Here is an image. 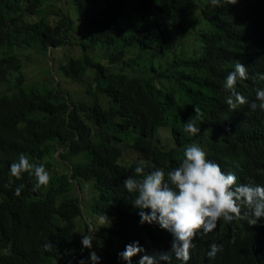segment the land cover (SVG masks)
Instances as JSON below:
<instances>
[{
  "label": "trees",
  "instance_id": "1",
  "mask_svg": "<svg viewBox=\"0 0 264 264\" xmlns=\"http://www.w3.org/2000/svg\"><path fill=\"white\" fill-rule=\"evenodd\" d=\"M93 1L104 3V9H92L90 0L68 1L77 7L85 31L78 46L82 55L63 67L66 78L84 89L85 98L76 99L60 82L34 84L24 71L42 62L50 48L72 44V13L56 9L57 0H0V85L5 84L0 90V264H77L89 255L81 235L91 230H96L92 250L102 257L100 264H126L117 254L135 240L145 253H156L162 229L139 223L130 197L135 194L125 191L123 180L136 176L140 162L145 171L168 170L189 143H201L238 182L264 184V113L259 107L248 111L237 129L232 119L237 110L225 103L228 93L222 88L237 62L250 73L247 82L237 81L238 92L252 100L254 87L264 86L258 80L264 74V0L230 5L220 0L219 6L210 0ZM49 4L53 9L47 12ZM117 44L123 46L103 60L105 67L90 56V50ZM132 50L136 59L127 62ZM114 65L118 71L111 73ZM39 72L50 77L43 65ZM166 86V103L175 101L174 106L151 104L153 93L161 95ZM178 112L185 119L176 122ZM187 120L200 127L195 136L183 131ZM164 126L171 135L163 144L156 131ZM127 149L140 162L130 161L132 156L121 160ZM20 153L46 164V187L33 190L28 173L19 180L9 175V164ZM62 164L67 172L60 174ZM20 184L24 188L17 196ZM85 186L93 190L88 210ZM106 216L110 227L102 226ZM209 240L201 238L196 252ZM47 241L52 248L45 250ZM241 243L242 249L225 247L215 258L191 264H264L263 224L244 222ZM140 255L132 257L133 264Z\"/></svg>",
  "mask_w": 264,
  "mask_h": 264
},
{
  "label": "clouds",
  "instance_id": "2",
  "mask_svg": "<svg viewBox=\"0 0 264 264\" xmlns=\"http://www.w3.org/2000/svg\"><path fill=\"white\" fill-rule=\"evenodd\" d=\"M210 3L219 6L220 0H210ZM236 3L237 0H227L228 5ZM71 45L50 48L48 54L51 56L52 49L65 50ZM103 58L105 59L106 56L101 60H104ZM69 60L63 67L68 65ZM93 60L97 63L94 58ZM97 64L101 65V63ZM63 67L60 71L66 77ZM249 75L246 66L237 62L224 78L222 85L228 93L225 103L232 110H237L232 117L237 129L248 111L251 112L259 107L264 113V86L254 87L252 100L237 91V81L247 82ZM258 80H264V74H261ZM168 92L166 86L161 95L156 96L153 93L150 103L173 107L175 101L166 103ZM181 115L182 113L178 112L180 117H177L176 122L185 119ZM226 123L227 120L224 124ZM183 131L189 136H195L200 132V127L194 121L187 120ZM127 155H131L130 149L123 152V156ZM179 160L168 170L153 167L150 171H145L143 163L140 162L134 167L136 176L128 175L124 178L125 191L135 194L130 197L133 207L138 210L139 223L157 225L162 229L163 237V244L157 246V252L154 254L145 253L138 240L126 244L117 254L126 264H133L132 257L137 254H142L137 264H160V262L173 264L174 261L191 264L197 258L207 262L215 258L225 247L237 246L242 249L244 222L250 227L263 224L264 184L238 182L235 173L229 172L225 167L222 170L220 164L209 158L206 150L197 142L185 145L182 158L179 157ZM24 173L34 177L33 190L46 187L50 182V173L45 163L36 162L27 154L20 153L9 164V175L19 180ZM23 188V184L17 185L15 194L19 196ZM102 220V226H111L108 216ZM95 231L82 233L81 247L90 251L88 257L80 258L77 264H100L102 257L92 250ZM204 236H209L210 240L202 244V247L206 248L201 253H197V244ZM43 247L48 250L52 245L47 241Z\"/></svg>",
  "mask_w": 264,
  "mask_h": 264
},
{
  "label": "rangeland",
  "instance_id": "3",
  "mask_svg": "<svg viewBox=\"0 0 264 264\" xmlns=\"http://www.w3.org/2000/svg\"><path fill=\"white\" fill-rule=\"evenodd\" d=\"M68 1L69 0H57L56 9H59V10L61 9L64 13H69V11L72 13L71 17L75 21V24L73 25V28L70 31V37L72 39L73 46L69 48L67 47L65 48V50L64 49H56V50L52 49L53 53H51V56H49V54H47L46 56H43L44 59L42 62L37 63L35 67L32 65H28L27 68H24V71H26L27 75H30L31 77L30 81L34 82V84H46L47 86H51L53 85V83H56L57 81L58 83L60 82V84H62L61 89L63 92L65 90L69 92L70 94H72V96H74L76 99H84L85 98L84 89L79 88L78 85L74 81L67 79L64 76L63 72L60 71V68H62L69 59L77 58L82 55V50H79L78 46L83 42L85 38V31L81 29L82 26L78 19L79 15L77 12V7L71 2L68 4ZM90 4H91V8L94 10L101 11L104 9L103 7L104 3H101V2L95 3L93 0H90ZM52 9H53V4H49L46 6L47 12H50ZM73 11H74V15H73ZM116 46L122 47L123 45L117 44L111 47L110 50L107 47L104 49L96 50V51L90 50L91 58L93 57L97 63H101V65L104 66L106 65V62L101 60V58L104 56L107 57L109 54H111V51ZM127 57H128L127 62H130L131 60L136 59V53L134 51L130 52L127 54ZM42 65L45 66L48 70H50L49 74L52 80L49 76L44 75L46 74L45 73L46 71H44V74H41L39 72V67H41ZM117 71H118V67L114 65L111 68V73L117 72ZM4 85L3 84L0 85V90L4 89ZM156 134L160 137L161 142L164 144V141L166 142V140L170 137L171 132L170 130L167 129V126H164V127H159L156 131ZM130 151L132 155H127L126 158L128 159L130 156H132V159H130V161L135 160L137 162H140L139 156L135 153V151L132 149H130ZM63 167H64L63 164L58 166L59 170H61L60 174L67 172V170H62ZM83 192L85 193L82 196L86 204L85 209L88 210V205H89L88 203H90L91 199L93 198L92 187L85 186V189Z\"/></svg>",
  "mask_w": 264,
  "mask_h": 264
},
{
  "label": "bare ground",
  "instance_id": "4",
  "mask_svg": "<svg viewBox=\"0 0 264 264\" xmlns=\"http://www.w3.org/2000/svg\"><path fill=\"white\" fill-rule=\"evenodd\" d=\"M62 3V2H61ZM71 10V9H70ZM162 12V11H161ZM22 16V15H21ZM48 17V16H47ZM6 20V19H5ZM21 29V28H20ZM56 29V28H55ZM50 32V31H49ZM192 32V31H191ZM18 33V32H17ZM54 34H56V33H54ZM40 35V34H39ZM134 36V35H133ZM182 36V35H181ZM19 40V39H18ZM141 41V40H140ZM23 47V46H22ZM107 47H109V46H107ZM176 47V46H175ZM119 55V54H118ZM12 59H13V57H12ZM98 59V58H97ZM106 59V58H105ZM107 60V59H106ZM105 71V70H104ZM12 75V74H11ZM22 75V74H21ZM49 76V75H48ZM100 81V80H99ZM95 82V81H94ZM11 89V88H10ZM105 89V88H104ZM107 90V89H106ZM103 91V90H102ZM108 91V90H107ZM99 92V91H98ZM52 93V92H51ZM53 94V93H52ZM55 97V96H54ZM77 110V109H76ZM86 113V112H85ZM91 114V113H90ZM85 115V114H84ZM89 119V118H88ZM81 120V119H80ZM90 121V120H89ZM82 122V121H81ZM71 124V123H70ZM60 126V125H59ZM40 127V126H39ZM51 130V129H50ZM73 131V130H72ZM42 135H43V133H42ZM64 136V135H63ZM49 140V139H48ZM46 141V140H45ZM50 142V141H49ZM59 142V141H58ZM64 142V141H63ZM55 143V142H54ZM211 143V142H210ZM201 144V143H200ZM224 146V145H223ZM69 147V146H68ZM123 159H126V157L125 156H123ZM252 182V180L251 181H249V182H245V183H251ZM92 196V195H91ZM82 217V216H81ZM71 218V217H70ZM73 218V217H72ZM67 221V220H66ZM69 222V221H68ZM263 225H264V218H263ZM80 226V225H79ZM75 229V228H74ZM217 229H219V227H218V225H217ZM48 235V234H47ZM50 238V237H49ZM52 238V237H51ZM58 239V238H57ZM66 240V239H65ZM52 242V241H51ZM66 242V241H65ZM52 244V243H51ZM197 244V243H196ZM52 248V247H51ZM206 247H200V246H198V249H200L201 251L203 250V249H205ZM249 249V248H248Z\"/></svg>",
  "mask_w": 264,
  "mask_h": 264
}]
</instances>
